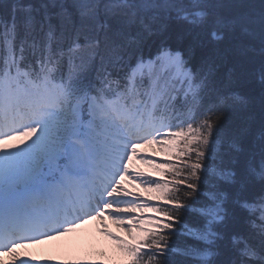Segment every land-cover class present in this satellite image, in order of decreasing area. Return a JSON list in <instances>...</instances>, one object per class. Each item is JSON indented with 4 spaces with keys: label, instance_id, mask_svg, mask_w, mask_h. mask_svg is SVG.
<instances>
[{
    "label": "snow or ice",
    "instance_id": "obj_1",
    "mask_svg": "<svg viewBox=\"0 0 264 264\" xmlns=\"http://www.w3.org/2000/svg\"><path fill=\"white\" fill-rule=\"evenodd\" d=\"M236 6L256 15L217 12L210 36L219 41L224 30L239 28L258 42L241 48V55L255 53L261 61L246 74L251 90L217 93L208 105L195 170L182 173L183 185L170 189L159 226L123 250L130 264H264V0H236ZM6 7L0 14V137L28 138L0 152V250L13 253L18 232L35 233L26 239L39 242L53 232H72L92 215L111 186L108 174H119L127 145L150 134L147 123L171 119L188 99L195 115L211 65L196 80L180 50L166 39L147 38L163 36L173 15L204 25L209 9L223 3L12 0ZM233 110L236 116L221 126ZM114 127L120 139L97 140L98 129L107 137ZM30 206L46 207L59 226L42 232L39 222H24ZM174 236L185 243L174 244Z\"/></svg>",
    "mask_w": 264,
    "mask_h": 264
},
{
    "label": "rangeland",
    "instance_id": "obj_2",
    "mask_svg": "<svg viewBox=\"0 0 264 264\" xmlns=\"http://www.w3.org/2000/svg\"><path fill=\"white\" fill-rule=\"evenodd\" d=\"M176 87L179 88L180 93H183L184 88L179 83ZM116 123L117 126L120 124L119 119ZM114 129L120 134L118 127ZM198 129L186 126L177 136L167 142H164V136L156 140L148 138L146 144L139 146L130 154L125 168L113 179L120 187L121 193L116 191L114 198L107 200L106 215L104 211L95 215L99 218V224L92 223L93 221L79 224L72 232L50 240L51 246L50 242L45 245L43 241L41 245L32 247L28 253L25 251L24 258H14L8 261V264H20L21 261L27 264H91L98 260L101 264H127V257H124L118 250L119 244L109 234L126 237L131 241L138 239L143 232L137 235L136 232L139 230L136 226L140 219L148 218V213L156 217L148 219L151 223L147 226L148 231L159 226V221L163 218L162 211L165 208L163 205L170 203L167 199L170 189L175 190L183 185L182 173L189 169L195 170V162L198 160L195 150L201 147V133ZM100 131L104 132L102 128ZM13 140L17 143L12 149L22 147V141L28 142V138L25 137H14ZM7 163L5 161L6 176ZM134 165H136V175L131 172ZM140 172L160 178L161 182L158 187L143 185L140 181ZM153 203L157 205L154 211L150 209ZM128 221H131V224ZM154 225L156 226L153 227ZM84 244L92 245L93 249L95 247V255L92 258L84 250H81L82 255L78 254ZM99 250L100 252H97ZM93 258H98V260Z\"/></svg>",
    "mask_w": 264,
    "mask_h": 264
},
{
    "label": "trees",
    "instance_id": "obj_3",
    "mask_svg": "<svg viewBox=\"0 0 264 264\" xmlns=\"http://www.w3.org/2000/svg\"><path fill=\"white\" fill-rule=\"evenodd\" d=\"M12 0H2L3 6H0V14L7 11V5ZM223 7L210 8L209 22L204 25H190L173 18L167 20L169 25L168 30L163 36L156 35L147 38L148 43L156 42L161 39H166L167 42L177 50L182 52V58L186 61L196 80L204 74V70L210 64L212 71L208 75L205 87L201 90V104L195 108V115L192 117V124H200V121L206 117V113L212 111L208 108L210 103L215 102L217 93L227 94L228 92H237L240 95L248 94L251 90V85L248 83L247 73L255 72L260 66V57L255 53L248 55H241V48L251 44L253 47H258V42L252 41L249 37L242 34L239 28L228 31L224 30V38L222 40H213L210 36L212 29L215 25L212 23V17L215 13H219L225 17H234L243 15L248 12L250 15L255 16L256 12L247 8L236 6V0H222ZM193 11H200L195 9ZM208 11V10H205ZM258 11V9H257ZM161 21L163 14H161ZM217 31H220L217 29ZM232 71L233 80H228L229 70ZM190 107L194 108V101H188ZM236 112L230 111L225 117L227 123L229 119L236 116ZM178 195H183L182 192ZM167 205H164L166 207ZM187 218V217H182ZM173 243L182 246L185 241L183 238L174 236Z\"/></svg>",
    "mask_w": 264,
    "mask_h": 264
},
{
    "label": "bare ground",
    "instance_id": "obj_4",
    "mask_svg": "<svg viewBox=\"0 0 264 264\" xmlns=\"http://www.w3.org/2000/svg\"><path fill=\"white\" fill-rule=\"evenodd\" d=\"M17 142L11 141V140H3L0 143V152L6 151V150H11L13 148L14 145H16ZM115 190H112V193H115ZM34 243L35 245H39L41 242H31ZM30 241L28 243H26L25 245H30L31 244ZM45 245H48L47 242H45ZM50 246L52 245V243L50 242L49 244ZM19 250V249H17ZM24 254H21L20 256L18 254H15V256H13L14 258H23Z\"/></svg>",
    "mask_w": 264,
    "mask_h": 264
}]
</instances>
